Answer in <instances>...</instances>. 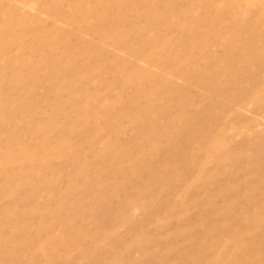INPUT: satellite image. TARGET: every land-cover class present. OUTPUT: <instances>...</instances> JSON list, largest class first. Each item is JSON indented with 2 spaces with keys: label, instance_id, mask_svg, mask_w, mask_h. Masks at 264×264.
I'll return each instance as SVG.
<instances>
[{
  "label": "rangeland",
  "instance_id": "1",
  "mask_svg": "<svg viewBox=\"0 0 264 264\" xmlns=\"http://www.w3.org/2000/svg\"><path fill=\"white\" fill-rule=\"evenodd\" d=\"M26 1L0 0V264H264V0Z\"/></svg>",
  "mask_w": 264,
  "mask_h": 264
},
{
  "label": "bare ground",
  "instance_id": "2",
  "mask_svg": "<svg viewBox=\"0 0 264 264\" xmlns=\"http://www.w3.org/2000/svg\"><path fill=\"white\" fill-rule=\"evenodd\" d=\"M28 1V3H29V0H27ZM26 1V2H27ZM36 1V0H35ZM120 1V0H119ZM30 2H31V0H30ZM27 3V4H28ZM28 5H30V4H28ZM78 7V6H77ZM76 8V7H75ZM81 9V8H80ZM82 10V9H81ZM80 13V12H79ZM86 13V12H85ZM84 13V14H85ZM83 14V15H84ZM75 17V16H74ZM64 19V18H63ZM75 19H77V18H75ZM70 21V20H69ZM66 24V23H65ZM2 28V27H1ZM45 41L43 42V44H47V45H51L52 46V44H53V39H51V37L50 36H47V35H45ZM44 38V37H43ZM112 40V39H111ZM114 40V42L115 43H117L118 41H121V38L120 37H116V38H114L113 39ZM112 40V41H113ZM161 50V49H160ZM157 52V51H156ZM156 52H152V54H154V53H156ZM52 57V56H51ZM45 59V58H44ZM54 59H55V57H54ZM44 61H46V60H44ZM167 61V60H166ZM43 62V61H42ZM24 63V62H23ZM46 63V62H45ZM54 63V62H53ZM55 64V63H54ZM45 65V64H44ZM47 66V65H46ZM50 66V65H49ZM9 68V67H8ZM54 68V67H53ZM6 73V72H5ZM11 77V76H10ZM3 93V92H2ZM3 95H5V94H3ZM7 96V95H6ZM86 97V96H85ZM86 99V98H85ZM5 100V99H4ZM86 115V114H85ZM53 117V116H52ZM47 120H49V119H47ZM87 120V119H86ZM39 121V120H38ZM37 121V122H38ZM40 122V121H39ZM42 123V122H41ZM40 124V123H39ZM38 125V124H37ZM44 125H45V123H44ZM73 125V124H72ZM41 125H38L37 127H36V129L37 130H39V129H41ZM53 127V126H52ZM62 127V126H61ZM73 127V126H72ZM26 129V128H25ZM69 129H70V127H69ZM88 129V128H87ZM67 131H68V129H67ZM47 132V131H46ZM89 132H91V131H89ZM30 134V133H29ZM33 134V133H32ZM41 134V133H40ZM39 134V135H40ZM38 135V136H39ZM44 135V134H43ZM47 138V137H46ZM45 139V138H44ZM45 142V141H44ZM45 146V145H44ZM44 146H42V148H44ZM77 148V147H76ZM26 149V148H25ZM48 149H49V147H48ZM31 152H32V150H30ZM88 152V151H87ZM30 153V152H29ZM45 153V152H44ZM46 153H49V152H46ZM86 153V152H85ZM78 154V153H77ZM47 155V154H46ZM51 156L52 157H56V155L54 154V153H51ZM58 156V155H57ZM76 157H77V155H75ZM84 156V155H83ZM86 156V155H85ZM32 157V156H31ZM30 157V158H31ZM71 157H73V156H71ZM70 158V157H69ZM66 159V162L69 164V163H71V160L70 159ZM28 159V158H27ZM74 159H75V157H74ZM87 159V158H86ZM85 159V160H86ZM28 160H30V159H28ZM40 160V159H39ZM73 161V160H72ZM74 162V161H73ZM5 163V162H4ZM3 163V164H4ZM41 163V162H40ZM48 163V162H47ZM86 163V162H85ZM7 164V163H6ZM49 165V164H48ZM47 165V166H48ZM8 166V165H7ZM79 167V169L80 170H83V166H78ZM80 167H82V169L80 168ZM259 168V167H258ZM261 168V167H260ZM78 169V168H77ZM88 169V168H87ZM86 168L84 169V170H87ZM79 171V170H78ZM253 171H255V170H253ZM252 171V172H253ZM256 171H257V169H256ZM255 171V172H256ZM260 170H258V172H259ZM92 172V171H91ZM108 172V171H107ZM252 172L251 173H249V175H252ZM253 173V175H256L257 174V172L256 173ZM78 173H80V172H78ZM261 173V171L258 173V177H259V174ZM35 174H37L36 176H37V180H39L40 182H43V180L45 179L44 177H42V171H40V169L38 170V171H36V173ZM106 174V173H105ZM78 175H81V174H78ZM254 177V176H253ZM70 179H73V178H70ZM47 180V179H46ZM254 180V179H253ZM262 180V178L260 179V181ZM7 181V180H6ZM72 182V183H71ZM70 182V185L71 184H74L73 182H75V181H71ZM37 184H38V181L36 182ZM40 184V183H39ZM69 185V186H70ZM255 185V184H254ZM7 186H10V185H8L7 184ZM3 187V186H2ZM72 187V186H71ZM75 187V185H73V187L72 188H74ZM4 188V187H3ZM5 189V188H4ZM253 189V188H252ZM62 190V189H61ZM86 192V191H85ZM33 194V193H32ZM84 194V193H83ZM32 197H33V195H32ZM85 197V196H84ZM88 197V196H87ZM42 210V209H41ZM1 219H2V217H1ZM0 219V227L2 226V227H5V226H7V223H6V221L4 220L3 222H2V220ZM21 224H22V222H21ZM216 224V223H215ZM31 225V224H30ZM39 225H40V223H39ZM33 226H35V225H33ZM38 226V225H37ZM21 227V226H20ZM40 227V226H39ZM227 227H229V226H227ZM11 229V228H10ZM229 229V228H228ZM14 231V230H13ZM7 234V233H6ZM9 234H10V232H9ZM12 234V233H11ZM14 235V234H13ZM3 236H5L4 234L2 235V237ZM15 236V235H14ZM1 242H5V245H6V243H9V244H13V245H16V239H14V240H11L10 239V235L7 237H4V238H2V239H0V243ZM40 244V243H39ZM45 243L44 242H41V244H40V246H43ZM35 245H38V244H35ZM0 246H2L1 244H0ZM3 248V247H2ZM1 247H0V249H2ZM43 248V247H42ZM250 249V248H249ZM262 249H264V247H262L259 251H262L263 252V250ZM37 250V249H36ZM37 252V251H36ZM259 254V253H258ZM262 254V253H261ZM260 255V254H259ZM211 257V256H210ZM251 257H253V254H252V256ZM261 256H254V258H257V259H259ZM248 258H250V257H248ZM231 260L232 261V264H237L239 261H242V260H246L247 258H245L244 259V257H240V256H235V255H229L227 258H225V257H223V256H220V255H214L213 256V258L211 257V263L212 264H217V263H219V262H221L222 261V263H224L225 261H227V260ZM261 259V258H260ZM194 260V259H193ZM248 260V259H247ZM256 260V259H255ZM246 262V261H245ZM243 263V262H242Z\"/></svg>",
  "mask_w": 264,
  "mask_h": 264
}]
</instances>
